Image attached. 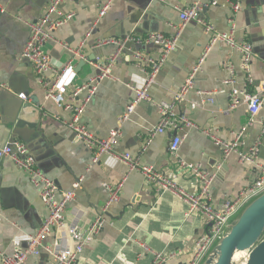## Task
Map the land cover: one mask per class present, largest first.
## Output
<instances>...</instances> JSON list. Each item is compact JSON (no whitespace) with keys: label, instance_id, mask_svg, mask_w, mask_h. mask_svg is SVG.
I'll list each match as a JSON object with an SVG mask.
<instances>
[{"label":"crops","instance_id":"crops-1","mask_svg":"<svg viewBox=\"0 0 264 264\" xmlns=\"http://www.w3.org/2000/svg\"><path fill=\"white\" fill-rule=\"evenodd\" d=\"M50 1L0 0V83L6 84L0 88L2 142H25L38 166L57 184L59 197L73 190L80 179L75 199L67 206V223L87 231L97 217L102 215L104 222L87 242L78 264H151L156 252L178 251L164 264H186L196 239L207 228L202 215L185 217L186 204L181 197L172 191L157 193L139 170L131 171L125 162L111 155H103L95 163L92 151L67 126L72 110L47 96L49 87L45 82L53 72L37 74L22 57L30 35L29 24L43 15ZM106 1H65L63 10L73 12L74 17L55 31V40L44 46L54 68L62 69L69 62L74 66L73 85L66 94L72 105L83 103L88 94L83 90L74 96L75 88L97 74L98 64H104L117 51L114 44L96 46L99 40L157 31L174 36L181 26L179 8L197 0H113L101 17L99 12ZM212 1L202 0L207 4L202 15L218 33L233 32L238 44L251 43L255 52L249 69H245L239 48L219 40L211 46L195 75L193 88L176 107L178 114H186L196 126L153 135L161 117L158 103L173 99L212 43L213 34L197 20L182 28L177 48L150 87L152 102H140L121 122V115L135 98L134 87L146 77L145 71L134 64L132 52L137 48L155 57L161 54V48L155 45H133L119 54L112 77L99 83L81 120L102 138L120 128L117 154L129 152L142 165L153 166L188 191L196 188V181L177 173L176 159L200 163L213 177L212 202L220 207L249 187L260 169L241 161L236 152L225 155L204 130L211 129L224 140L244 130L239 149L247 152L258 146V159L264 164V0H241L238 11L230 0ZM67 46L80 54L72 53ZM233 88L262 91L263 104L255 120L244 101L231 108ZM20 93L27 98H20ZM33 123H39L38 127L30 125ZM175 132L184 136L178 157L169 150ZM121 181L120 200L105 210L109 188ZM47 215L39 188L32 184L28 171L17 167L10 157L0 160V249L12 254L24 248L28 235L42 225ZM54 240V236L48 238ZM26 264L57 263L43 252L29 256Z\"/></svg>","mask_w":264,"mask_h":264},{"label":"built area","instance_id":"built-area-1","mask_svg":"<svg viewBox=\"0 0 264 264\" xmlns=\"http://www.w3.org/2000/svg\"><path fill=\"white\" fill-rule=\"evenodd\" d=\"M65 1L67 0H51L43 15L37 21L29 24L30 35L23 49L22 57L32 64L37 74H46L49 70L53 72V76L45 82V85L49 87L47 96L55 100L59 105H63L66 109L72 110L73 116L71 121L67 123V126L74 132L76 139L83 142L92 151L95 163L100 161L101 156L111 155L125 162L131 171L139 170L146 180L156 187L157 193L172 191L181 197L186 204L185 217H189L195 213L202 215L207 228L196 239L195 246L186 262V264H202L225 231L228 223L247 202L264 191V164L258 159L259 147L255 146L247 152L239 149L243 144L242 135L244 130L235 133L231 140L220 138L211 129L204 130L222 148L225 155L236 152L241 161L253 164L260 169L258 178L249 187L237 196L226 199L220 207H217L212 202L213 177L204 171L200 163L190 162L178 157V151L184 138L183 135L176 134L172 137L169 143V150L173 155L178 157L176 159L177 173L185 178L195 179L196 188L193 191H188L173 178L157 171L153 166L142 165L138 158H134L129 152L117 154L115 152V145L122 134L120 128L113 129L107 137L102 138L89 130L82 122L81 116L86 104L97 91L99 83L105 78L112 77L113 66L119 54L125 49L131 50L133 45H155L161 48V54L155 57L137 48L132 52L131 57L134 64L145 71L146 77L142 83L134 87L136 92L135 98L121 115V122L126 121L130 117L136 105L140 102H152L153 99L149 93L150 87L156 82V78L164 67L170 53L177 48L182 28L188 22L197 20L204 26L206 32L213 34L212 43L208 46L206 53L199 59L198 64L176 92L173 99L158 103L161 117L159 124L153 130V135L196 126L186 114H178L176 107L187 97V94L193 88L195 75L202 67L211 46L219 40L239 48L242 52L243 66L245 69H249L255 52L253 45L251 43L238 44L234 39L233 32L218 33L213 24L201 13L207 4L203 3L202 0H197L188 7L179 8L181 26L174 36H167L157 31L143 35H128L123 38L108 37L99 40L96 46L114 44L117 46V51L104 64H98L100 71L97 74L90 77L84 85L82 84L75 88L74 96L83 90H88L83 103L76 106L68 103L66 100L68 88L73 85L75 77L74 66L69 62L62 69L54 68L51 64L50 54L44 49L48 41L55 40V31L74 17L73 12H65L63 10L62 4ZM230 1L235 11H238L241 7V0ZM112 2L113 0H107L103 3L99 12L101 17L108 12ZM216 3V0L211 2V4ZM67 48L72 53L80 54L79 50H74L69 46ZM1 87H6V84L0 83ZM231 96V108L238 106L244 101L249 107L252 120H255L263 104L262 91L252 93L246 89L233 88ZM19 97L23 99L27 98L25 93H20ZM1 121L2 114L0 112V124ZM4 157H10L17 167L28 171L32 184L39 188L41 199L48 209V215L42 225L34 233L28 235L27 246L17 249L12 254H7L6 251L0 249L1 264H26L29 256H38L43 252L48 253L57 264H78L79 255L84 250L87 242L99 231L104 222L102 215L97 217L87 231L80 229L78 225L67 223V206L75 199V191L80 186V179L74 183L73 190L66 191L59 197L57 184L38 166L37 161L30 154L29 147L25 142L14 140L3 143L0 137V160ZM123 181L109 188L110 194L105 210L120 200ZM50 236H54V242L48 241ZM147 250L149 248L146 246L145 251ZM180 252L178 251V253ZM178 253L156 252L151 264H164Z\"/></svg>","mask_w":264,"mask_h":264},{"label":"water","instance_id":"water-1","mask_svg":"<svg viewBox=\"0 0 264 264\" xmlns=\"http://www.w3.org/2000/svg\"><path fill=\"white\" fill-rule=\"evenodd\" d=\"M202 264H264V191L228 223Z\"/></svg>","mask_w":264,"mask_h":264}]
</instances>
